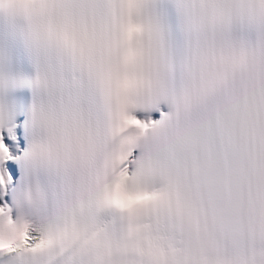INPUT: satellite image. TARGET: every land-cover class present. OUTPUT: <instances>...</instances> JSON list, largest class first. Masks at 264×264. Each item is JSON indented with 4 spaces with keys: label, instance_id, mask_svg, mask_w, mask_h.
Here are the masks:
<instances>
[{
    "label": "snow or ice",
    "instance_id": "obj_1",
    "mask_svg": "<svg viewBox=\"0 0 264 264\" xmlns=\"http://www.w3.org/2000/svg\"><path fill=\"white\" fill-rule=\"evenodd\" d=\"M0 264H264V0H0Z\"/></svg>",
    "mask_w": 264,
    "mask_h": 264
}]
</instances>
